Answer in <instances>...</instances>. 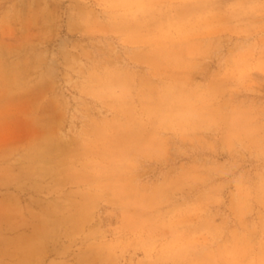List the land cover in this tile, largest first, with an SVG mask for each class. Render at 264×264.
<instances>
[{
    "label": "rangeland",
    "instance_id": "374dc122",
    "mask_svg": "<svg viewBox=\"0 0 264 264\" xmlns=\"http://www.w3.org/2000/svg\"><path fill=\"white\" fill-rule=\"evenodd\" d=\"M0 264H264V0H0Z\"/></svg>",
    "mask_w": 264,
    "mask_h": 264
}]
</instances>
